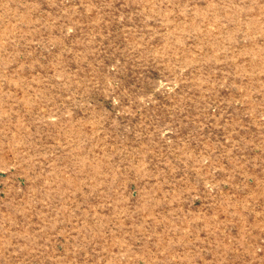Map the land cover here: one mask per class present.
<instances>
[{
    "label": "rangeland",
    "instance_id": "1",
    "mask_svg": "<svg viewBox=\"0 0 264 264\" xmlns=\"http://www.w3.org/2000/svg\"><path fill=\"white\" fill-rule=\"evenodd\" d=\"M0 264H264V0H0Z\"/></svg>",
    "mask_w": 264,
    "mask_h": 264
}]
</instances>
